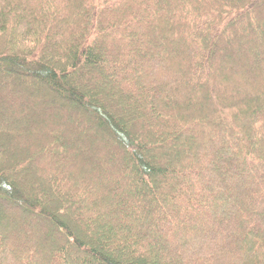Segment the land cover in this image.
<instances>
[{"label":"trees","instance_id":"1","mask_svg":"<svg viewBox=\"0 0 264 264\" xmlns=\"http://www.w3.org/2000/svg\"><path fill=\"white\" fill-rule=\"evenodd\" d=\"M0 264H264V0H0Z\"/></svg>","mask_w":264,"mask_h":264}]
</instances>
